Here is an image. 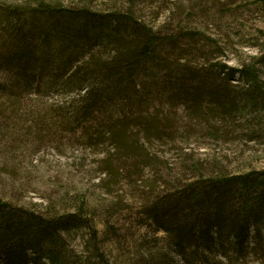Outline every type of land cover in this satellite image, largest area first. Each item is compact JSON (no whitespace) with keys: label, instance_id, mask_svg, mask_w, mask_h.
Masks as SVG:
<instances>
[{"label":"trees","instance_id":"trees-1","mask_svg":"<svg viewBox=\"0 0 264 264\" xmlns=\"http://www.w3.org/2000/svg\"><path fill=\"white\" fill-rule=\"evenodd\" d=\"M177 42L128 15L41 3L27 10L0 5V73L10 71L26 91L41 78L47 91L74 93L58 105L64 123L91 134L89 124L97 125L87 140L113 149L105 171L115 177L119 169L111 157L150 160L147 145L175 140L174 119L160 110L159 100L148 113L149 99L161 87L170 105L183 103L198 118L205 103L225 115L239 106L264 112V81L255 64L214 63L200 73L175 63L188 78L163 82L160 73L172 68L164 47L176 49ZM235 78L243 89L228 84ZM166 183L171 188L157 192L141 212L150 230L163 233L173 256L136 243L117 261L81 208L49 214L0 198V264H179L176 257L180 264H264V169ZM75 230L86 234L83 255L64 235ZM106 233L114 240L119 235L110 223Z\"/></svg>","mask_w":264,"mask_h":264},{"label":"rangeland","instance_id":"rangeland-1","mask_svg":"<svg viewBox=\"0 0 264 264\" xmlns=\"http://www.w3.org/2000/svg\"><path fill=\"white\" fill-rule=\"evenodd\" d=\"M261 1L0 0V5L27 10L41 3L132 16L161 36L178 40L176 49L164 47L172 68L160 77L169 84L188 78L175 63L200 73L214 63L255 64L264 81ZM186 31L195 37H187ZM100 41L92 43V48L84 43L82 49H96ZM6 72L0 73V198L49 214L81 208V214L92 216L109 255L117 261H124L136 243L173 256L163 233L150 230L141 212L157 192L171 188L167 181L180 185L197 176L264 169V112L241 111L238 105L237 112L225 115L205 103L198 118L183 103L170 105L161 87L160 93L150 97L148 113L154 112L152 107L159 100L160 110L174 119L175 140H154L147 145L150 160L111 157L113 167L119 169L115 177L105 171L113 149L108 143L93 145L87 140L97 125L89 124L91 134L84 127L64 123L58 105L74 93L47 91L41 78L36 81L38 87L26 91L18 78L14 82L12 73ZM242 83L235 78L228 84L243 89ZM107 223L116 229L115 235L119 233L115 240L106 233ZM64 235L78 255L84 254V230ZM176 259L180 264V258Z\"/></svg>","mask_w":264,"mask_h":264}]
</instances>
